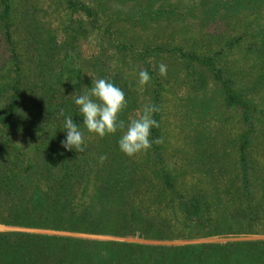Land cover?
<instances>
[{"label":"trees","instance_id":"16d2710c","mask_svg":"<svg viewBox=\"0 0 264 264\" xmlns=\"http://www.w3.org/2000/svg\"><path fill=\"white\" fill-rule=\"evenodd\" d=\"M100 1L107 5L106 2L114 0ZM201 1L202 5L193 2L189 6L188 0H179L163 5V10L152 11L158 0H117L123 7L108 18L144 24L154 16L166 14L168 20L184 19L186 14L195 18L198 8L202 22L216 21L220 15L227 24L243 26L246 17L243 14L247 13L251 15L250 22L240 30L243 36L246 32L252 34L248 52L254 51L264 66V23L260 17L253 16L264 8V0ZM9 2L4 0L0 10V28L5 41L13 47L14 10ZM81 9L89 17L96 15L89 7ZM235 38L241 39V35ZM226 42L223 45L227 49L235 44L234 39ZM129 44L133 48L120 44L122 50L138 56L153 50L144 46L137 52L136 45ZM202 64L214 68L210 60ZM16 68L8 86L10 94L4 103L0 101V225L168 241L193 238L196 234L205 238L264 232V158H259L264 157V138L257 141L248 132L239 139L223 138V141L194 135L193 152L186 159V166L173 169L166 165V150L161 144H153L147 154L132 158L124 155L118 147L120 132L103 139L87 134L85 151H68L61 147L66 137L62 126L57 127L65 132L62 135L44 134L45 128L36 119L43 112L41 107L32 115L27 111L22 94L27 89L21 68ZM48 68L49 64L43 65L44 70L38 71L45 79V86H40L44 95H37V99L46 96L42 102L51 112L50 96L54 90L50 84L52 71H47ZM113 69L110 76L103 74L101 68L95 78L109 80L123 90L127 108L121 112L120 119L127 122L128 114L135 109L138 90L131 83L132 88L125 90L128 80L122 77L121 66L115 64ZM218 71L221 69L214 76L220 74ZM75 72L77 78L80 71ZM148 73L153 78L155 73ZM72 77L70 71H63L56 75V82L67 83ZM75 82L71 89L77 96L83 94L87 90L83 82ZM4 88L0 87V95ZM249 89L233 92L224 83L228 105L238 106L244 113L251 109L245 95L251 93ZM157 99L158 94H154V100ZM67 104L59 107L63 108V117L70 115L75 123L82 124L78 107ZM206 110L201 105L200 111ZM158 116L157 111L155 119ZM157 133L158 128L152 129V138ZM101 156L107 158L101 161ZM188 170L199 180L193 183L194 180L185 179ZM0 264H264V241L149 247L0 233Z\"/></svg>","mask_w":264,"mask_h":264},{"label":"rangeland","instance_id":"374dc122","mask_svg":"<svg viewBox=\"0 0 264 264\" xmlns=\"http://www.w3.org/2000/svg\"><path fill=\"white\" fill-rule=\"evenodd\" d=\"M158 1L151 7L152 11L163 10V5L168 6L179 0ZM193 2L202 5L201 0H188L189 6ZM3 3L4 0H0V10ZM106 3L100 0H10L9 5L14 10L13 47L5 41L0 28V87H5L0 101L4 103L10 94L8 86L15 77L16 67H20L24 89H27L26 93H22L27 111L32 115L36 108L41 107L43 112L40 117L36 115V119L41 128H45L44 134L51 132L55 136L62 135L65 132L58 131L57 127L60 125L64 129L65 118L61 115L63 108L59 107L63 103L75 104L77 94L71 89L74 88L75 80L82 81L84 88L92 86L97 70L102 68L103 74L112 76L115 71L113 67L118 64L121 66L122 77L128 80L125 90L132 88L129 83L138 90L135 109L128 114L129 120L138 118L146 105H155L159 109L156 120L160 127L153 138H163L160 144L166 150V165L170 169L186 166L185 161L193 152L191 137L194 135L201 134L223 141V138L239 139L248 132L257 141L264 138V66L252 51L253 47L252 53L248 52L252 34L246 32V36H243L244 32L240 30L250 22L251 15L243 14L246 16L242 21L243 26L227 24L220 15L216 21L202 22L200 10L196 8L195 18L186 14L184 19L168 20L166 14L157 18L154 16L151 21L139 24L125 21L124 18L118 21L108 18L110 13L122 9L123 5L118 4L117 0ZM81 7L91 8L96 15L89 17ZM253 16L260 17L264 23V8ZM240 35L241 39L235 38ZM231 39L235 40V44L225 48L223 43ZM129 43L136 45L134 49L137 52L144 46L153 47V50L143 54L146 57L138 56L130 50L123 51L120 44L132 47ZM167 48L174 50L168 52ZM157 49L164 51L160 53ZM190 55L194 57L188 58ZM204 60L211 61L213 70L202 64ZM161 63L167 65V75L164 77L159 73ZM48 64L47 71H52L50 84L54 90L50 96L51 112L48 111V105L42 102L46 96L37 99V95H44L40 86L45 82L38 71L44 70L43 65ZM217 69H221L218 71L220 74L214 76ZM76 70L80 71L77 78ZM140 70L155 73L147 85L139 84ZM63 71H70L73 77L70 82L63 81L59 85L56 75ZM224 83L233 92L238 89L245 91L250 87L251 93L245 95L251 109L244 113L238 106L228 105ZM33 86L36 88L33 89ZM154 94H158L157 100H154ZM201 105L207 109L205 112L200 111ZM47 128H50L49 132ZM84 131L87 136V131ZM259 158L263 160L264 157ZM189 171L185 179L194 180L193 183L198 181V176ZM0 233H28L149 247L264 241L263 231L205 238H199L196 234L193 238L173 241L6 225H0Z\"/></svg>","mask_w":264,"mask_h":264},{"label":"clouds","instance_id":"9594fccd","mask_svg":"<svg viewBox=\"0 0 264 264\" xmlns=\"http://www.w3.org/2000/svg\"><path fill=\"white\" fill-rule=\"evenodd\" d=\"M162 77L167 75V65H159ZM151 77L147 70H140L138 81L141 86L147 85ZM75 98V105L82 116V124L74 122L72 116H65V139L61 147L65 150L83 152L86 148L85 131L101 139L121 133L118 139L119 150L129 158L138 154H147L153 144L163 143L162 137L152 138V129L159 128L154 113L159 111L155 105H146L138 118L130 119L127 124L120 119L121 112L127 108L123 90L113 82L99 78L92 80V86ZM61 115H64L63 111ZM106 156H101V161Z\"/></svg>","mask_w":264,"mask_h":264}]
</instances>
